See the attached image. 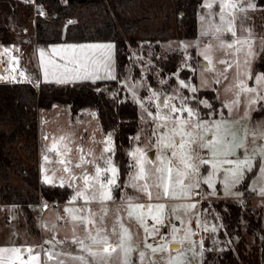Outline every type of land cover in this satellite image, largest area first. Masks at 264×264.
Masks as SVG:
<instances>
[{
	"label": "trees",
	"instance_id": "trees-1",
	"mask_svg": "<svg viewBox=\"0 0 264 264\" xmlns=\"http://www.w3.org/2000/svg\"><path fill=\"white\" fill-rule=\"evenodd\" d=\"M38 1L46 10V15H36L33 28L36 46L46 48L62 40H111L115 48L116 79H87L69 83L40 81L38 88L24 80L0 81V203L17 204L23 223L35 233H39L36 203L40 198L63 202L73 192L68 184L62 187L61 183H45L40 178L38 108L51 107L60 102L68 107L72 117L81 113L82 109L94 108L101 130L113 132L112 160L119 169L118 182L122 187L132 165L129 148L141 122L137 101L129 96L122 81L131 66L134 69L132 76L139 75L132 50L137 48L139 39L150 42L145 45L151 49V64L146 73L150 85H156L157 78H166L167 84H173L176 76L196 81L191 66H183L181 51H167L161 47L160 41L168 40L171 29L177 30L179 25L183 35L196 36V12L202 7L203 0H171L174 18L167 15L156 23L152 16L133 10L135 2L131 0ZM255 2L264 7V0ZM30 14V5L23 0H0L1 45H9L22 30L26 32L31 23ZM143 53L148 54L146 49ZM254 68L264 72V45ZM197 95L211 100V108L198 105L202 115L218 116L215 110L221 100L216 98L214 88H199ZM191 101L197 104L195 99ZM262 104L253 111L252 120L258 118L256 115L264 114ZM212 109L214 112L210 113ZM257 163L258 159L253 170L246 171L243 180L238 183L243 192V203L228 197L212 200L213 210L209 212L219 216L222 225L218 232L220 240L217 244L206 241L202 264H260L256 230L264 232L262 212L261 208L253 206L248 189ZM120 188L115 189L116 194Z\"/></svg>",
	"mask_w": 264,
	"mask_h": 264
},
{
	"label": "snow or ice",
	"instance_id": "snow-or-ice-1",
	"mask_svg": "<svg viewBox=\"0 0 264 264\" xmlns=\"http://www.w3.org/2000/svg\"><path fill=\"white\" fill-rule=\"evenodd\" d=\"M219 6L221 23L215 25L209 21L207 27L203 30V35L215 37L214 41L205 45L199 53L207 61V64L203 65L204 71L214 73L215 80L219 83L221 77L227 79L228 69L233 67V62L225 59L215 61L214 53L223 51L225 55H234L243 52L245 70L239 71L240 65H235L238 69L235 75L236 83L225 88V92L233 93L234 99L224 106L229 108L230 114L241 103L246 104L251 110H255L254 106L258 102H264V76H254L256 87H249L243 78L249 76L247 67L250 66L251 58L254 55L250 41L237 36L235 23L237 17L235 14L243 12L245 9L241 6L239 0H220ZM205 7L211 9L212 3L205 0ZM249 7H252L250 0ZM224 32L231 33L236 39L231 43H225L221 39ZM245 46H247L246 51ZM112 47L111 44H93L68 45L63 48L52 49L53 57L59 56L60 60L64 61L63 64H58L54 58L47 61L48 66L51 67L52 79L56 83H69L89 78L93 80L116 79L112 64ZM9 52V49L4 50V53ZM40 55L43 63L45 53L41 51ZM216 63L223 64L224 69L222 71L217 69ZM15 71L16 69L13 68L12 72ZM101 71L105 75H99ZM19 75L23 77L24 73L21 71ZM48 76L49 71L46 68L45 79ZM2 78L7 79V77ZM12 79H15V76H12ZM201 83L203 86L207 85V81L203 77ZM179 88H186L192 93L198 91V88L193 87L184 80L179 81ZM258 93L259 95H257ZM152 99L159 101L156 105V113L153 114L149 111L148 115L156 122L154 134L157 135V141L154 146L159 149L160 155L156 160H152L148 158L143 149L136 148L131 151L129 156L132 157L133 164L130 165V168L133 171L130 173L129 181L124 187L135 189L138 193L147 197L148 201L190 199L193 195L192 189L200 187L199 170L201 166L210 165L212 169L208 176L203 177L204 184L214 188V176L217 172L223 170L225 187L230 189L231 186L243 180L246 171L251 172L253 170V155L259 157L257 167L261 177L264 178V125L251 129L245 127L243 136L238 138L237 132L232 129V122L226 119L204 120L201 117L200 112L197 110L198 105L203 104L205 107L211 108L212 106L207 101L197 100L196 106L189 107L188 100L196 98L180 96L179 105H177L172 102L177 99V95L173 94L161 99L156 92H153ZM178 113H186V116L182 118ZM249 115V112H245V116ZM64 139V137H61V140ZM258 141L260 143H257ZM104 144L105 147L99 157H94L93 160L88 161L81 156L80 162L74 165L76 168H83L86 164H93V174L82 171L80 177H76L75 173L72 172L71 160L64 158L71 151L70 148L65 147L64 152L61 154L62 158L59 160V163L64 165L63 171L68 173V180L75 182L79 179L83 182V186L76 190L70 203L75 202L77 199H83L86 204L99 203L101 205L100 212L103 213V215H100L97 212L88 210L87 215H80L79 213L84 211L83 209H65V212L71 216L73 224L84 228L87 233L86 239L90 241V243H85L84 239L74 237L72 243L78 244L81 251L91 258L89 260L84 255L73 256L64 253L67 264H132L131 256L133 252L137 251L132 242V234L123 223L117 222L120 228V242L116 245L109 242L107 235H102L104 229L99 226V223H102L107 217L109 211L107 203L114 201L113 191L121 187L118 182L119 169L111 158L114 153L111 135L106 138ZM55 147L56 145L53 144L52 149H49V151H52ZM202 149L207 150L208 158L200 155ZM169 151L170 155L168 154ZM91 154L89 152V155ZM44 160L47 163L49 157L45 155ZM224 165L228 167H223ZM44 182L51 183L52 178L45 175ZM61 186H64V177H61ZM69 186H72V184H69ZM261 194L264 195V189L261 190ZM139 198V196L135 198L127 197L126 210L127 218L129 220L135 219L144 231V248L155 255L168 252L171 247V251L175 252L176 255H169L164 264H185L184 252L177 245H182L185 241L190 240L191 231L186 228L181 230L173 225L170 231L171 239H166L161 233V228L170 223L168 219L170 214L166 205L164 203L150 202L145 204L133 202L134 199ZM178 207L184 208L187 212L195 209L196 204L190 203ZM176 210L173 209V212ZM149 220L151 224H149ZM90 225L95 228V235L89 231ZM181 231H183V234L178 238L177 233ZM149 239L155 241V243H149ZM57 243L62 242L57 241ZM97 246L99 250H94ZM26 252L29 254V259L21 261V264H34V262L40 264L39 255H32L33 249H26ZM9 253L12 255H6ZM20 254V248H0V264H12L13 259L20 260ZM46 255L48 260H52L61 254L46 253ZM146 256L145 251L138 252L140 264H145ZM57 264H66V261L58 259ZM148 264H155V261L149 258Z\"/></svg>",
	"mask_w": 264,
	"mask_h": 264
},
{
	"label": "rangeland",
	"instance_id": "rangeland-1",
	"mask_svg": "<svg viewBox=\"0 0 264 264\" xmlns=\"http://www.w3.org/2000/svg\"><path fill=\"white\" fill-rule=\"evenodd\" d=\"M135 2L133 6V10L142 11L150 16H152V20L154 23L160 21L163 17L169 16L171 19L174 18V10L171 4V0H131ZM208 2L212 3L211 9L205 7V0L202 1V7L198 10L197 20H196V29L197 35L194 37L185 36L182 34V26L179 25L177 30H172L171 35L168 37L166 41H160V45L165 50H178L181 51L183 55V66L190 65L195 74L196 81L186 78L182 79L179 76H176V82L173 84H167L166 78H157L158 83L156 85H150L149 80L147 79L146 73L149 70V66L151 64L150 55L151 49L146 39H139L137 48L132 50L133 62H136L139 66V75L133 77L134 69L133 66L129 67L128 73L125 77H123L122 81L126 90L129 93V96L132 97L135 101H137L139 113L141 115V122L138 128V131L133 136V142L131 147L129 148V153L136 148L143 149L148 156L149 159V151H152L153 158L152 160H156L160 155L159 149L155 147L157 141V135L154 134V130L156 129V122L149 117L148 112L156 113L157 107L156 105L159 101L152 99L153 92H156L160 95L161 99L166 96H171L173 94L177 95V99L172 101L173 103L179 105V97H187L192 98L195 97L196 101H207L208 104L211 105V100L206 97H200L196 93L190 92L188 89L179 88V81L184 80L187 83H190L193 87L196 88H214L216 92V98L221 97V104L216 108L217 114L226 113L224 115L219 116H207L202 115L203 111H200L199 108L197 110L202 115L201 117L204 120H220L226 119L232 122V129L236 131L238 134V138L243 136V132L245 127L251 129L253 127L264 125V114L263 116L256 115L255 120L251 119V115L253 110H251L246 104L241 103L238 108L231 112L229 108L225 107V104L230 103L234 99L233 93L225 92V88L236 83L235 75L238 69L235 67L236 64L240 65L239 71L245 70V56L243 52L235 53L234 55H225L223 51H217L214 53V60L219 61L221 59L229 60L233 62V67L228 69L227 79L223 77L220 78V82L217 83L215 80V74L211 72H205L203 65L207 63L199 62L201 59H204L202 55H199L201 49L212 43L215 37L208 35H203V30L207 27V22H212L215 25H219L220 21V0H208ZM241 6L245 9L243 12H237L235 15L237 17L235 23L237 27V36L240 38L247 39L251 43L252 52L254 53L251 58V64L247 67V71L249 72L248 77H243L246 80V83L249 87H256V82L254 76L261 75L264 76V72L261 70H255L254 64L257 59V55L264 45V7L256 4L255 0H250L252 7H249V0H239ZM203 18V19H202ZM31 23L28 26L26 32L23 30L16 36V38L7 46L18 49L20 51L21 56L24 62L28 65L30 70L35 74L36 67L33 62V54L30 50L31 45L36 46L35 38H34V17L30 14ZM242 25V28H241ZM226 27V25H225ZM181 31V32H180ZM27 36L29 39V43L25 44L24 36ZM221 39L225 43H231L236 37L232 36L231 33L224 32ZM13 44V45H12ZM61 44V43H60ZM75 44L69 43L63 46L57 47H49L42 48V50L47 51V53L52 56V49L54 48H63L65 46ZM82 45V44H81ZM77 45V46H81ZM187 46V47H185ZM146 47V48H145ZM239 47V46H238ZM146 49L148 54H144L143 51ZM5 50V48H4ZM247 50V46H245V51ZM199 57V59H196ZM10 58L9 53H5V60ZM56 59H59V56H55ZM140 59V60H139ZM206 61V60H205ZM207 62V61H206ZM64 62L61 61V64ZM1 65V63H0ZM223 64L216 63V68L219 70L224 69ZM51 72V67L49 68ZM36 75V74H35ZM2 77H8L5 73H2L0 68V79ZM202 77L207 81V85L203 86L201 81ZM38 79V78H37ZM76 81V80H75ZM40 82V81H39ZM163 82V83H162ZM259 95V93L257 94ZM193 99L188 100V106L193 107L196 106L192 103ZM264 102H258L254 106V108H259L261 104ZM143 105V106H142ZM58 110H49L45 107H40L41 112L37 115V132L39 135L38 144L41 141L43 146L40 147L38 145V165H39V173L43 175L49 176L52 178V182L57 184V182L61 181V177H64V182L68 184H72V188H74V192L72 197L75 195L77 189L83 186V182L77 179L75 182L68 180V173L63 171L64 165L59 163V160L62 158L60 156V152H64L65 147L70 148L71 151L67 153L66 159H70L72 162V172L75 173L76 177H80L82 171H87L89 174L94 173V165L86 164L83 168L74 167L75 164L80 162V157L83 156L85 160L91 161L94 157H99L105 147L104 141L106 138L111 135L112 138V146H113V132H103L101 130L97 114L94 108L88 107V113H85L84 116L76 117L75 121L70 123L69 118L67 120L66 116L62 111L61 106L62 103H58ZM54 109V108H52ZM166 111V110H165ZM214 112V109L210 110ZM245 112H249V116H245ZM47 113V114H46ZM182 118L186 116V113H178ZM77 116V115H76ZM238 122V123H237ZM47 137V139H46ZM61 137H64L66 140L68 139V144H61ZM138 138V139H137ZM51 144V148L53 144L56 145L55 154L51 155L46 152V149L43 148L45 144ZM257 143H260L259 141ZM46 146V145H45ZM61 148L62 150H59ZM114 148V146H113ZM82 150V151H81ZM89 152L92 154L89 155ZM41 153V156H40ZM170 155V151L168 153ZM239 154V153H238ZM45 155L49 157V161L46 163L44 160ZM107 155V154H105ZM200 155L204 158H208V152L206 149L200 150ZM112 158V157H111ZM259 160V157L253 155L252 163L255 164L256 160ZM130 162L133 164V159L130 157ZM102 163V162H101ZM116 165V164H115ZM43 166V168H42ZM117 166V165H116ZM223 167H228L224 165ZM133 171L130 168L129 172L125 176L124 185L129 181V175ZM212 169L210 165H203L199 170L200 177V187L193 188V195L190 199H169V200H152L148 201L147 197L138 193L135 189L124 187L121 190V195L125 199L122 202L117 204H107L109 209L107 217L104 219L102 223H99V226L104 229V232H109L111 235V239L117 242H120V228L118 226V221L123 223L125 227H127L132 234L133 244L136 247L137 251L133 252L131 256L132 264H140L138 258L139 251H145L147 256L145 258V264H148V259L151 258L155 261V264H164V261L168 258L169 255L175 256L176 253L171 251L169 248L168 252L165 253H157L153 255L147 249L144 248V231L139 226V224L135 221V219L129 220L127 218V205L126 200L127 197H137L139 199H134V203H164L167 207V211L169 212L168 219L170 220L169 226L173 225L176 228L184 230L189 229L192 233L190 240L185 241L184 244L179 245V247L184 252V261L185 264H202L203 250L206 248V241L210 244H217L220 238L218 237L219 229L221 228V223L219 216L217 214L212 215L209 211L212 212L213 208L211 206L213 199H218L223 197L222 193L226 196L233 197L231 199H235L241 192L238 188L237 184L231 186L230 189L225 187L224 184V174L223 170L217 172L214 176L215 187L210 188L207 184L203 183V177L209 175ZM123 185V184H122ZM210 190L207 191V186ZM248 186L251 191L255 192L252 204L253 206H257L261 208L262 212V224L264 227V195L261 194V190L264 189V178L261 177V173L259 172V168L257 167L256 171L253 173V176L250 178ZM221 192V193H217ZM127 194V195H126ZM243 197V196H242ZM240 198V197H239ZM80 200V203H75L74 205H68V208L75 209H83L80 215H87L88 210L93 212H97L100 215H103L100 212L101 205L99 203H89L86 204L83 199ZM203 202L205 204L203 205ZM195 203L196 208L191 211H187L178 207L180 205ZM65 205H61L59 208L54 206H49V208L43 211L40 216L36 218V225H38L39 229L46 234L49 239L61 241V244H72V240L74 237L79 239H85L87 233L85 232L82 226H75L71 220V216L68 214V218L66 220L62 219V214L59 211L63 209ZM173 209H177L173 212ZM6 216H9L8 221L6 220ZM183 221V223H181ZM149 224L151 221L149 220ZM75 228V231H74ZM80 228V229H79ZM115 228V232H114ZM207 229V230H205ZM214 229V230H213ZM89 231L95 235V228L91 225L89 226ZM103 232V233H104ZM183 234V231L177 233V237L179 238ZM166 239H171V235L163 234ZM26 238V231L22 224H20L19 215L11 207H4L0 205V248H20L21 246H25L26 249H29L28 245L30 243L33 244V252L32 255H39L40 264H52V262L47 260V255L45 252L44 257H41L40 251L41 247L38 241L29 242ZM20 239V242H16V240ZM149 243H155V241L149 239ZM20 246V247H19ZM178 246V245H177ZM66 252V251H65ZM11 256L12 254H6ZM60 257V256H58ZM29 259V254L26 251H22L20 254V260L13 259L12 264H21V261H27ZM60 259V258H59ZM61 259H64V255H61ZM58 260V259H57ZM66 264H67V260ZM35 264V262H34ZM57 264V261L54 263Z\"/></svg>",
	"mask_w": 264,
	"mask_h": 264
},
{
	"label": "crops",
	"instance_id": "crops-1",
	"mask_svg": "<svg viewBox=\"0 0 264 264\" xmlns=\"http://www.w3.org/2000/svg\"><path fill=\"white\" fill-rule=\"evenodd\" d=\"M25 41V44H28L29 43V39L28 37H26L24 39ZM61 43V44H60ZM69 43H72V44H75L76 46L77 45H93V44H111L113 47H112V64L114 66V75L116 76V64H115V48H114V42L111 41V40H108V39H102V40H86V41H65V40H62V41H56V42H53L51 44H49L48 46L53 48V47H57V46H63V45H67ZM13 45V44H12ZM4 48L5 49H9L10 46H7V45H1L0 44V63H3L5 61V53H4ZM32 54H33V62L35 64V67H36V72H35V77L36 79L38 78L39 81H50V82H54V80L52 79V76H51V72L49 71L50 69V66H48L47 64V61L50 59V58H54L56 60V62L58 64H61V60L60 58L59 59H56L55 57L50 56L47 51H44L41 49V47L39 46H35V45H31V48H30ZM41 51H43L45 53V56H44V60H43V63H42V59H41ZM64 62V61H62ZM47 68V70L49 71V76L47 79H45V69ZM99 75L103 76L105 75V73L103 71H101L99 73ZM80 80H87V79H80ZM89 80H93L91 78H89ZM95 80H98V79H95ZM103 80V79H101ZM76 81H79V80H76ZM216 94V92H215ZM217 95V94H216ZM218 98L221 99V97L218 96ZM222 100V99H221ZM223 102V100H222ZM60 103V102H56L55 104H53L51 107H45L46 109H49V110H58L59 107L57 106V104ZM258 104V103H257ZM64 105V104H63ZM62 107V111L64 113V115L66 116L67 120L69 118V122L72 123L75 121L76 117L78 116H84L85 113H88V107L86 109H82L81 113L77 114V116L75 117H72V115H70L69 113V109L67 106H61ZM54 108V109H52ZM256 109V108H255ZM254 111V110H253ZM41 112V109L40 107L38 108L37 110V115H39ZM253 113V112H252ZM47 114V113H46ZM226 113H219V115H224ZM201 115V114H200ZM211 116V115H210ZM263 116V115H262ZM252 117V115H251ZM104 132V131H103ZM38 139H39V135H38ZM61 140V139H60ZM62 141V140H61ZM68 144V139H64L63 142L61 144ZM40 147L43 146L42 144V141H41V135H40V141H39V144H38ZM46 145V146H45ZM43 148L46 149V152L48 154H51V155H56L55 154V150L57 148H54L52 151H49V149H52L51 148V144H45ZM59 150H62L61 148H59ZM63 151V150H62ZM61 154L63 152H60ZM60 154V156L62 157V155ZM40 156H41V153H40ZM112 157V155H111ZM40 178L42 180H44V177L43 175L40 173ZM57 183H61L60 182H57ZM64 184H68L66 182H64ZM69 185V184H68ZM123 186H124V182H123V185L122 187L118 190V194L115 193V190L113 191V196H114V201H111V202H108L107 204H109V206H111V204H117V203H120L123 201V199H125L124 197H122L121 195V190L123 189ZM207 186V185H206ZM238 186V184H237ZM73 189V192H74V188ZM207 191L210 192L208 186H207ZM248 189L250 190L249 186H248ZM73 192L71 193V195L69 196V199L66 200V201H63V202H59L56 206L54 207H57L59 208L61 205H65L63 209H60L59 211L61 212L62 214V219L63 220H66L68 218V213L65 212V209L68 208L70 205H74L75 203H80L81 201L80 200H76L75 202H72L70 203V201L72 200V195H73ZM240 194L235 198L237 199L238 197H242L243 196V192L241 191L240 189ZM251 200L253 199V196L255 194V192L251 191ZM217 193H221V192H217ZM223 197H228L226 195H224L222 193ZM229 198H233V197H229ZM1 206H4V207H11V208H14V210L17 212V214L19 215V219H20V224L23 225L25 231H26V238L29 242H33V241H38L39 242V245L41 247V251H40V254H41V257L43 256L44 257V253L47 252L48 254H52V253H60L61 255H63L64 253H69L73 256H80V255H84L86 256V253L82 252L81 249H80V246L78 244H71V243H68V244H61V243H57L58 240H53V239H49V237L46 236V234H44V232H42V230L39 229L38 225H37V228H38V231L39 233H35L33 231H30L26 224L23 223V217L21 215V212H20V209H19V206L15 203H8V204H4V203H0ZM69 205V206H68ZM51 207V206H50ZM49 207H47L45 210H47ZM36 210H37V205H36ZM43 210V211H45ZM42 211V212H43ZM7 218L9 219V216H6V220ZM8 221V220H7ZM80 229V228H79ZM170 233V232H169ZM168 233V234H169ZM102 235H107L108 238H109V242L113 245H116L118 244L119 242L115 241V240H112L111 239V235L109 232H104L102 233ZM85 240V243H90V241H88L86 238L84 239ZM16 242H20V239L16 240ZM33 246L32 243H30V245H28L29 248ZM20 247V246H19ZM179 247V245L177 246ZM171 248V247H170ZM21 249L22 251H26V247L25 246H21ZM33 249V248H31ZM94 250H99V247L97 246L96 248H94ZM66 251V252H65ZM61 255L60 257H54L52 260H48V257L47 260L52 262V264H54L57 259H61ZM65 260H67V258L64 256ZM87 259H91L89 257L86 256Z\"/></svg>",
	"mask_w": 264,
	"mask_h": 264
},
{
	"label": "built area",
	"instance_id": "built-area-1",
	"mask_svg": "<svg viewBox=\"0 0 264 264\" xmlns=\"http://www.w3.org/2000/svg\"><path fill=\"white\" fill-rule=\"evenodd\" d=\"M26 3L30 5L31 8V15L34 17V20L36 19V15H46V10L42 6L41 2L38 0H23ZM35 22V21H34ZM35 34V32L33 33ZM34 38L36 40V34L34 35ZM10 52V58L8 60H5L3 63H1L0 68L2 73H6L8 75L7 79L1 78L0 81H13V80H24L28 83H31L33 86L38 88L39 86V80L36 79L35 74L30 70L28 65L24 62L20 51L16 48H9ZM15 58V59H13ZM15 68L16 71L13 73L12 69ZM24 73V76H20V72ZM12 76H15V79H12ZM238 202L243 203L244 197H238ZM59 202L56 200H46L44 198H40V200L36 203L37 205V214L38 216H42V211L45 210L49 206H56ZM8 220V218H7ZM171 231V227L169 224H167L165 227L161 228L162 234H168ZM31 247V246H30ZM32 248V247H31Z\"/></svg>",
	"mask_w": 264,
	"mask_h": 264
},
{
	"label": "water",
	"instance_id": "water-1",
	"mask_svg": "<svg viewBox=\"0 0 264 264\" xmlns=\"http://www.w3.org/2000/svg\"><path fill=\"white\" fill-rule=\"evenodd\" d=\"M179 12L181 13V10ZM199 62L207 63L205 59H201ZM148 154L152 159L153 158L152 151H149ZM256 233H257V241L260 246V252H259L260 264H264V232H262L261 230H256Z\"/></svg>",
	"mask_w": 264,
	"mask_h": 264
}]
</instances>
